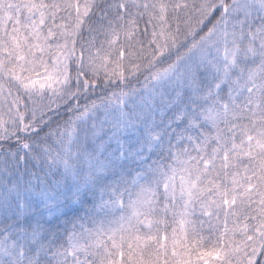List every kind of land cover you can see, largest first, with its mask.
Returning a JSON list of instances; mask_svg holds the SVG:
<instances>
[{
  "label": "trees",
  "instance_id": "16d2710c",
  "mask_svg": "<svg viewBox=\"0 0 264 264\" xmlns=\"http://www.w3.org/2000/svg\"><path fill=\"white\" fill-rule=\"evenodd\" d=\"M20 1L0 0V22ZM27 1L51 11L44 13L39 47L28 54L47 51L52 59L53 45L40 48L44 37L67 41V68L51 98L32 106L25 99L10 127L0 131V264H78L74 236L115 223L120 213L134 217L131 204L141 215L123 226L118 248L104 234L107 248L86 254L83 264H178L189 202L181 196L179 174L177 187L170 180L175 167L202 176L197 193L202 189L199 196L211 208L240 199L248 185L262 182L257 172L264 166V15L242 9L229 62L198 58L182 98L161 104L164 109L155 105L159 109L144 117L136 95L186 51L198 50L241 0H92L78 12L72 0ZM67 9L71 13L58 23ZM16 19L0 23V78L28 69ZM122 103L125 117L135 119L127 123L126 138H140L138 146L98 172L89 162L99 151L87 137L108 124L107 105ZM84 170L95 175L78 185ZM137 171L143 179L133 186ZM255 197L244 203L250 211L255 204L260 214L264 196ZM212 225L205 214L203 223L197 219L191 236L197 245L207 241L203 235ZM255 264H264V246Z\"/></svg>",
  "mask_w": 264,
  "mask_h": 264
},
{
  "label": "rangeland",
  "instance_id": "374dc122",
  "mask_svg": "<svg viewBox=\"0 0 264 264\" xmlns=\"http://www.w3.org/2000/svg\"><path fill=\"white\" fill-rule=\"evenodd\" d=\"M72 1L73 5L71 8L78 12L79 8L90 5L92 0ZM17 5L14 6L18 9L15 11L10 10L5 20L0 23L7 25L11 17L15 16L17 18L15 29L22 36L23 45L21 47L23 49L21 48V50L28 54V51L30 52L39 47L38 44L41 40L39 34L47 23L44 13L51 14V11L50 7L45 4L39 7L27 0H22ZM242 9L248 11L247 15L250 14L252 16V12L264 15V0H241L238 5H234L228 11V16H225L224 20L213 29L211 36L198 47V50L195 51L191 48L182 57L178 58L176 62L171 64L170 67L161 71L153 81L152 86L148 87L144 94L136 95L142 103L141 107L143 110L141 115L145 117L146 113L151 109L158 110L159 108L156 106L160 105L164 109L166 105L162 106L161 104L168 102L170 104L173 99H181L182 96L178 97L179 93L189 84L188 80L192 81L195 78L193 67L197 63L198 58L206 57L207 61H209L215 57L213 61H217V64L222 61L229 62L230 50L234 48V44L236 43L239 24L245 18H241V20L239 18ZM68 11L67 9L60 15L61 19L58 23L65 20L66 15L71 13V10ZM55 15L58 16L57 14ZM60 27L61 29H65V25H61ZM70 30L73 31V29ZM10 33L14 34L13 31ZM56 40L50 41L48 37H44V44L40 46V48H43V51L47 46L50 45L49 47H51L53 45V49L56 52L54 57L51 55L52 59L46 56L47 51L43 54L44 56L40 55L39 57L36 54H28L30 57H26L28 69L25 72L19 71L16 76L0 78V131L4 127L5 129L10 127L14 114L17 112L16 110L19 109L21 104H24L23 101L25 99L29 106L33 105L31 102L45 103L64 84V73L67 68L66 47L68 46V42ZM217 64L214 65L216 66ZM9 78H13L12 81L9 82ZM18 90L20 91V95ZM244 94L246 93H243L242 96ZM122 105L123 103L120 105H107L103 109V112L109 120L108 124L105 125V128H98L94 131L92 134L94 138L92 140V135L87 137L89 139L88 142H92L94 148L99 151L96 154L95 161L89 162V164L93 163L95 165L98 172H103L107 167L122 160L124 155L129 151V155H133L132 149L136 145L138 146L140 138L138 140L126 138L130 130L127 129V123L131 120L134 122L135 119H132L128 114L125 117L126 111L122 109L125 108ZM150 124H154L152 119L150 120ZM106 148H109V154L106 153L105 156L100 157V154ZM118 158L121 159L117 160ZM198 169L199 167L195 166V170ZM84 172L85 176L82 179L84 181L77 180L76 183L78 185H82L84 184L83 182L93 179L92 175L94 173L88 170H84ZM176 173L182 179V182L179 184L181 196L185 195V198L189 202L181 218V244L177 248L178 264H255L264 246V208L259 214L255 204L250 211L247 210V205L244 202L247 199L251 200L254 196H256L255 198L264 196V166L262 172H257L262 174V182L257 184L256 187L255 185H248L243 194L244 197H241L242 199H238L237 197L227 198L223 203H217L212 208L209 207L212 203L210 205L205 204V199L199 196L202 193V189L197 193L199 179L202 176L189 170L185 172V170L177 166L170 178L176 187L178 185ZM142 179L143 173L141 171L135 172L132 180L133 186H138ZM255 188H259L260 190L251 196V192ZM257 200L260 199L257 198ZM47 202L48 199L45 198L44 203ZM257 204L260 207V204ZM129 206L132 211H135L134 217L131 218L130 214L123 215L120 213V218L116 217L115 223L110 222L107 224L102 222L89 228L88 231L74 236L71 250L78 264H83L84 258L87 257L86 254L97 256L103 248H107L106 239L103 237L104 234L108 235L109 239L113 238V246L118 248L117 240L119 237L123 238V226L125 228L132 221L131 219L134 220L141 215L139 214V209L134 204ZM204 214L207 218H212L214 225H212L213 229L209 227L210 229H208L207 233L203 230L204 235H202L207 241L201 243L202 245L199 246L197 245L198 239L191 238V236L192 231L197 226V219L201 223L204 222ZM117 221L120 223H117ZM212 237L214 240H212ZM111 248L110 245V250ZM73 264L77 263L74 262Z\"/></svg>",
  "mask_w": 264,
  "mask_h": 264
}]
</instances>
